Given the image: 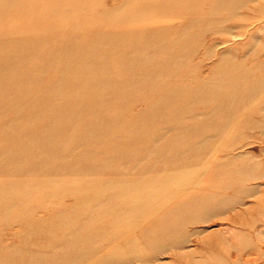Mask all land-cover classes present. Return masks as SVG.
I'll return each instance as SVG.
<instances>
[{
	"label": "rangeland",
	"instance_id": "obj_1",
	"mask_svg": "<svg viewBox=\"0 0 264 264\" xmlns=\"http://www.w3.org/2000/svg\"><path fill=\"white\" fill-rule=\"evenodd\" d=\"M97 37L102 43L93 46L108 53L99 73L115 68L118 56L109 52L124 37L138 44L122 55L141 60L135 69L144 83L114 101L113 114L71 119L100 124L97 133L27 141L25 133L57 131L27 120L36 93L61 86L72 65L89 75L102 62L101 55L81 62L58 44L69 39V49L79 48ZM2 54L34 59L0 61V75L19 70L0 83L12 99L0 97V264H264V0H0ZM132 75L118 72L121 85L140 77ZM23 81L31 85L22 88ZM19 147L26 150L13 151ZM51 177L64 186L43 185ZM26 180L33 181L27 190L15 188ZM164 182L169 197L153 205L164 223L175 213L179 227L168 233L143 230L135 217L101 229L97 241V229L81 223L92 213L76 209L79 193L149 199ZM62 227L91 234L90 246L65 254V240L47 236Z\"/></svg>",
	"mask_w": 264,
	"mask_h": 264
},
{
	"label": "bare ground",
	"instance_id": "obj_2",
	"mask_svg": "<svg viewBox=\"0 0 264 264\" xmlns=\"http://www.w3.org/2000/svg\"><path fill=\"white\" fill-rule=\"evenodd\" d=\"M46 15L48 16L47 19H48V22L50 23L56 21L57 19L55 18L54 15H49V14H46ZM107 21L108 19L104 20V22H107ZM118 21H121L120 17L118 18L117 22ZM126 25L127 24H125V26ZM103 27L106 30V26H103ZM149 27L150 26H146L145 28L148 29ZM111 28L119 33H123L126 30V28L122 25H119V26L116 25ZM98 38L99 37H97L96 39L94 38V40L91 43L84 44L82 45V47H79V48L75 47L72 49H69V46H68L69 39H64L58 44L57 47L60 53H63V54L64 53L68 54L70 52L74 53L77 59L81 62L88 60V58L92 57V55H101L102 56L101 60H102L103 57H108V53L104 52V50L100 51L93 46L94 43H97V42L102 43V40H98ZM102 39L104 40L107 38L103 37ZM123 40H124L123 42L122 40L120 41L114 40V45L112 46V50L109 52L110 56H114V55L118 56V58L115 60V64H114L115 68H113L112 70H108V72H104V74L99 73V71L102 70V67L104 68L107 67L106 64L103 62V60L102 62H98L97 64H92V66L95 68L96 71L89 75L80 74L78 71V65L77 66L72 65L68 67V69L64 71V73L62 74V85L61 86L45 87V88L40 89L39 92L36 93V96L34 97V99H31L30 102L38 103L39 105L37 106L36 110H32L26 113V117L28 118L27 120L30 121L32 119L35 121V119H40V122L39 123L37 122V124H40V123L54 124L56 125L57 131H56V134L48 133L44 131L40 132L38 130L32 131L31 133L28 132V133H25L27 141L32 140L33 137L38 135L39 133L48 134L49 135L48 139L49 138L52 139V137L57 136V135L58 137L66 136V133H72L73 135H75L76 133H81V132L86 131L85 133L91 134V133H97L99 130L101 131L103 129V126H100V124L91 125L89 123H85V124L77 125L74 122H71L72 121L71 119L75 116L82 117L85 115L97 116L100 114H103V115L113 114L115 110L113 108L114 101L116 103H122L124 98L130 93L131 91L130 88L142 85L144 83L145 79L143 78V73L139 72L138 69H135V66H138L140 65V63H142L141 60L137 62V61H133L134 59L132 60L129 58L124 59L122 55V48L132 50L136 48L138 44L131 40L128 41L124 37H123ZM53 42L54 41L48 42V46L54 45L55 43ZM100 43H97V44H100ZM150 44L151 43L146 42L145 46H149ZM7 57H8L7 54L0 55V61H2V59L8 62L16 61L19 66L20 64H26L32 59H34V57H31V56L28 57L26 55L22 56L21 54L20 55L18 54L10 55L8 58ZM126 63H129V64H126ZM125 64L127 66H124ZM2 65L3 64L0 63V67H2ZM17 66L15 68L10 67L8 74L1 73L0 83L3 82V80H5L8 75L9 76L14 75L13 77H15L19 73ZM121 71L123 74L127 75V77L133 76L132 74H136L137 76H140V77H138L137 79L127 78L126 80L122 81L123 85H121L122 83L119 82V78H118V72H121ZM29 84L30 83L28 81H23L20 86L22 88H25V86H28ZM4 91L6 90H0V97L6 100L7 104L11 103L12 99H9L8 95L5 99L6 93ZM8 92H10V94L14 93L11 88L9 89ZM80 95H81V98H80ZM20 99L22 100L23 98H18V101ZM55 113H59V114L55 115ZM61 126H63V129H61ZM67 128L69 129V131L66 130ZM20 130H22L21 126L19 128H16L17 133L21 134L22 131ZM105 142H107V140ZM117 144L118 143L115 141L112 142L111 148L113 146L116 147ZM25 150L26 148L24 147H19L17 150L13 149V151L16 153H21V152H24ZM96 156L97 155H95V157ZM30 160L31 161L28 162L29 163L28 167L32 166L33 163L36 162L37 158L33 157ZM38 160H42V158L39 157ZM53 180H56V181L52 182ZM60 181H64V180H57L54 177H51L49 179H45L43 185H45V183L47 182L46 183L47 185L48 184L55 185V186L62 185L63 187L64 184L61 183ZM32 183L33 181L31 180L29 181L26 180L23 183H19L17 181L18 185H15L16 186L15 188L19 187V189L27 190V188H29L32 185ZM103 186L104 184L93 185V190L101 191L103 189ZM164 187H165V182L163 183V189L161 190L162 192L159 194V197L157 195L156 197L149 198V199L147 197L142 199V198L134 197L128 194L115 193L110 198L106 199L105 201L104 200L102 201L100 200L101 195L91 197L88 193L82 192V193H79L78 200H76L75 206L77 210L79 209L81 211H86L85 213H87V215L92 213L90 220L84 221L81 223L86 224L89 227H92V229H97L96 233L93 231L95 233L93 238L96 237L95 238L96 240L99 236V232L101 231V229L107 230L109 229V227H112V226L121 227L122 224L120 223H122V219H126V221H130L131 219H134L135 217H137L136 219L138 220V222H140L139 225H141V228L143 227V230L144 229L151 230V231L160 230L163 233H168L171 230L173 225L177 226L180 223L177 220L175 213L173 212H170L169 215H167L170 223L169 224L164 223L162 219L166 217V214L165 213H163L164 215L162 214L161 212L162 209L161 211H159L161 207L158 208L159 206L153 205L155 202L159 200L166 199L165 197L167 193L165 192ZM84 195H87V197ZM112 213L118 214L117 216L119 218L116 217L115 214H114L115 217H110V214ZM101 226H104V227L100 228ZM178 227L179 226H177L176 228ZM122 228L127 230V228L130 229L131 227H129V224L126 223V225L122 226ZM81 230L78 229L77 231L72 232L62 227L58 229V231H54V230L49 231V233H47L48 234L47 236H50L51 238L56 237V239L58 237L59 240H65L66 243L64 245L67 246L68 244L69 246H67L66 248L64 247L62 249H64L63 252L67 254L68 252H70L71 249L73 251V250H76L77 248L84 247L85 244L89 245L90 243L89 240L91 239L89 238V235L91 234L88 235L84 233L85 230L84 231L83 229ZM142 232L144 233V231ZM124 234L122 233L121 235L123 236ZM96 240L94 241L96 242ZM71 242H73V244H71ZM101 249L102 247L100 248L98 247L88 252L89 254H94L96 252L101 251ZM103 250L105 251V249Z\"/></svg>",
	"mask_w": 264,
	"mask_h": 264
}]
</instances>
